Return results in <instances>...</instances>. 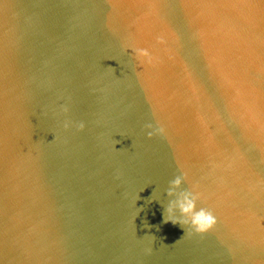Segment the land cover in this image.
I'll use <instances>...</instances> for the list:
<instances>
[{"label": "water", "instance_id": "95a60500", "mask_svg": "<svg viewBox=\"0 0 264 264\" xmlns=\"http://www.w3.org/2000/svg\"><path fill=\"white\" fill-rule=\"evenodd\" d=\"M0 264H264V0H0Z\"/></svg>", "mask_w": 264, "mask_h": 264}, {"label": "clouds", "instance_id": "9594fccd", "mask_svg": "<svg viewBox=\"0 0 264 264\" xmlns=\"http://www.w3.org/2000/svg\"><path fill=\"white\" fill-rule=\"evenodd\" d=\"M137 56L147 57L149 54L147 50L136 49L134 50ZM65 112L68 111L67 108L64 109ZM65 128L70 127V122H66ZM79 129L83 130L85 125L83 123L79 124ZM152 129L151 124L146 126ZM164 127H159L153 129V131L148 132L149 138L154 135H164ZM119 143V141H117ZM170 187L167 190V195L169 197H175L171 199L166 207H164V222L167 223L171 221L173 225H180L182 228H190L196 234H206L212 230L217 224V218L210 210L199 207L198 201L200 200V193L193 190H183L177 191L182 188L185 183V174L176 176L170 182ZM179 211L180 215L177 216L176 213Z\"/></svg>", "mask_w": 264, "mask_h": 264}]
</instances>
